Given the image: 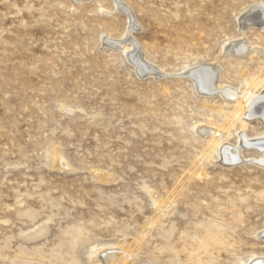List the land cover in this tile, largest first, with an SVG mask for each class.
Instances as JSON below:
<instances>
[{
	"label": "rangeland",
	"instance_id": "374dc122",
	"mask_svg": "<svg viewBox=\"0 0 264 264\" xmlns=\"http://www.w3.org/2000/svg\"><path fill=\"white\" fill-rule=\"evenodd\" d=\"M258 5L0 0V264L264 259V119L223 94L264 101Z\"/></svg>",
	"mask_w": 264,
	"mask_h": 264
},
{
	"label": "bare ground",
	"instance_id": "6f19581e",
	"mask_svg": "<svg viewBox=\"0 0 264 264\" xmlns=\"http://www.w3.org/2000/svg\"><path fill=\"white\" fill-rule=\"evenodd\" d=\"M118 3V2H117ZM117 7H118V5H117ZM128 13H129V11H128ZM250 14L251 15H249L248 16V18H255L258 22H260V23H264V10H263V8H262V6H260V5H258V6H256L253 10H252V12H250ZM253 18V19H254ZM250 22V21H249ZM248 23V22H247ZM133 26V25H132ZM134 27V26H133ZM242 38V37H241ZM240 39V38H239ZM238 39V40H239ZM236 40H237V38H236ZM246 44H237L236 45V50H243V47L245 46ZM133 48V47H132ZM245 48H247V47H245ZM125 49L127 50V48L125 47ZM135 49V48H134ZM129 50V49H128ZM124 51V50H123ZM138 52V51H137ZM125 53H127V52H125ZM126 55V54H125ZM132 55V54H131ZM134 55H136V54H134ZM139 55V54H138ZM144 56V55H143ZM135 58V57H134ZM136 59V58H135ZM136 62V61H135ZM212 63V62H211ZM143 64V63H142ZM151 64V63H150ZM206 64V63H205ZM216 64V63H215ZM200 67V66H199ZM154 68H156V67H154ZM146 70V69H145ZM154 70V69H153ZM159 70V69H158ZM218 67L216 66V65H208V66H206V67H200V68H196L195 70H193V71H191V76H193V78L195 79V82H196V84H197V88L199 87V89H202V90H205L206 92H209V93H212V92H215V91H220V92H222V90H220L221 88L220 87H223L222 85H221V83H220V81L217 79V75H218ZM147 71V70H146ZM150 72H152V71H150ZM143 73V72H142ZM148 73H149V71H148ZM164 73V72H163ZM188 73V72H187ZM190 73V72H189ZM225 88V87H224ZM223 89V88H222ZM225 89H227V88H225ZM256 89V86L255 87H253L250 91L252 92V91H254ZM224 90V89H223ZM248 92V93H246V96H244L243 98H241L240 96L242 95L241 93V95L239 96L238 94H236L235 92L236 91H232V90H229V89H227V90H224L223 91V94L225 95V96H229L228 97V99H230V97L232 98V96H233V98H236L237 99V101H239L240 102V105L244 108L243 109V112H246L245 111V109H247L248 108V106H247V108H246V105H248V104H250L251 102H252V100H253V98H254V96L255 95H251L250 96V94H251V92ZM260 91V89H257V92H259ZM204 94V93H203ZM208 94V93H207ZM252 94H254V93H252ZM214 96V95H213ZM257 96V95H256ZM258 96H259V94H258ZM260 97H261V99L262 100H264V91L260 94ZM241 98V99H240ZM257 100V99H256ZM245 102V103H244ZM261 102V101H260ZM259 105H255L254 104V106H253V104L250 106V108L247 110V112H246V114H244L243 112L239 115V118H240V121H241V123H242V126L244 127L246 124H247V120H246V118H248V116H251L252 114H258L261 118H262V120L264 119V101L263 102H261V103H258ZM240 106V107H241ZM243 114V115H242ZM251 117H253V116H251ZM247 121V122H246ZM203 131V130H202ZM208 132V131H207ZM206 132V133H207ZM213 132V131H212ZM207 136H209V142L210 143H216V144H220V138L218 139L217 138V134L215 133V134H213V133H211V131H210V133H208V135ZM253 141V140H252ZM223 143V142H222ZM253 144V143H252ZM263 144V143H262ZM215 146V145H214ZM257 146H262V145H257ZM256 146V147H257ZM220 147V146H219ZM263 148H264V146H262ZM261 147V148H262ZM221 148V147H220ZM222 150H221V153L220 154H222V156H223V159L224 160H226L227 161V163H228V161H231V160H233V159H235L236 160V158H239V154L240 153H238V151H236L237 150V148H236V150H233V149H230V148H226V147H222L221 148ZM243 149V148H242ZM219 153V152H218ZM241 155V154H240ZM241 157V156H240ZM243 159V158H242ZM242 161V160H241ZM236 162V161H235ZM115 252H117V251H115ZM114 252V253H115ZM114 253H106V254H103V256L101 257V259L103 260V261H101L102 262V264H112L113 263V261L117 258V255H115ZM101 256V255H100ZM121 260V259H120ZM117 263V262H116ZM250 264H264V259H261V258H256V259H253L252 260V262L250 263Z\"/></svg>",
	"mask_w": 264,
	"mask_h": 264
}]
</instances>
